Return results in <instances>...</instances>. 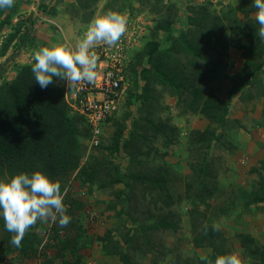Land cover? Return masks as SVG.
<instances>
[{
    "label": "rangeland",
    "instance_id": "374dc122",
    "mask_svg": "<svg viewBox=\"0 0 264 264\" xmlns=\"http://www.w3.org/2000/svg\"><path fill=\"white\" fill-rule=\"evenodd\" d=\"M177 1L180 7L175 9L177 11L169 12L166 17L167 22L171 21L170 31L168 34L165 32L162 37L178 36L180 31H187L185 21L190 12L184 9L186 4H190L189 7L205 4L218 13L220 10L229 11V7L238 9L241 0L175 2ZM140 8L135 0H98L90 21L94 16L109 10L124 15L127 19V30L121 41L129 49V55H133L153 38L152 28L156 24V17L167 15L166 10L161 15H151L146 10L137 13ZM235 12L237 18L244 21L242 12ZM255 12L256 10H252L249 17L255 19ZM83 13L79 11L76 0H15L14 7L0 11V44L9 36H13L12 45H9L5 55L0 57V64L17 52L14 60L6 63L0 81L1 78H13L16 68L32 62L34 51L41 47L57 44L74 47L89 24L82 23ZM93 50L97 53L96 48ZM226 54L230 65L221 66L212 72L207 71V80L200 84L204 95L212 94L228 106L222 122H213L208 126V121L198 112L181 113L176 98L160 85L154 84L151 86V95L156 102L153 101L155 108L151 111L152 118L155 123L163 121L175 127L176 137L173 143L164 146L165 143L163 144L160 138H149V144L142 149L144 151L148 146L152 148L147 155H127L121 149L116 157H111L110 139L117 127L125 126L129 129L132 118L144 117L146 113L145 107L137 108L140 106L138 102H134L130 107L126 106L125 85V90L119 98L118 110L110 120L101 125L98 137L94 139L89 132L87 136L79 138L83 146L80 167L93 161H111L118 164L123 175L137 172L149 177L164 171L170 189L172 188L176 197L179 196L180 201L168 210L159 209V201L152 197L153 194L150 196L147 190L144 193L139 192L140 186L135 184L139 201L134 209L131 201L123 202L120 201L122 196H116L118 191L124 189L122 183L100 188L99 182L96 181L79 187L76 173H71L63 182V190L67 191L66 194L70 193L74 201L79 202L80 207L71 211V214H66L71 217L70 223L83 227L86 239L83 240V237L79 236L72 240L75 242L73 249L77 250V255L80 256L78 264H123L119 258L121 253L129 260L127 264H173L175 259L197 264L201 256H210L208 248H194L191 242V223L201 214H204V222L220 225L223 240L218 244L227 250L225 255L234 253L242 264H256L255 257L249 250L255 246H264V202L254 203L252 199V193L256 192L264 181V129L261 126L264 112V74L234 94L233 78L242 70L245 62L241 52L234 48H227ZM127 57L126 55L125 60H128ZM110 62L108 59L98 60L97 70ZM56 83L64 90L67 88L65 81L56 79ZM151 103L152 101L149 102ZM207 127L212 132L207 135L210 139L209 145L201 143L193 146L189 142L192 132H202ZM124 136H127V132H124ZM92 140L98 143L91 145ZM207 160L212 163L215 171L216 192L210 200V207L204 209L200 204L196 206L198 213H191L193 206L184 197V180L191 174L195 164ZM130 194L132 196L131 192L127 193ZM122 209L124 211L117 215ZM161 217L175 223L176 227H154ZM70 223L66 227H60L58 222L38 221V226L31 227L30 231L38 236L40 243L44 237L47 238L48 244L40 249L42 255L38 252L39 259H21L17 253H7L10 246L6 245L0 230V264H38L43 256L44 259L59 263V251L60 254L63 253L64 260L73 263L72 256L65 253L60 243L74 237L75 229ZM143 236L149 239L150 244L144 245ZM244 236L250 238L246 246L241 244ZM136 244L140 249L136 248Z\"/></svg>",
    "mask_w": 264,
    "mask_h": 264
},
{
    "label": "trees",
    "instance_id": "16d2710c",
    "mask_svg": "<svg viewBox=\"0 0 264 264\" xmlns=\"http://www.w3.org/2000/svg\"><path fill=\"white\" fill-rule=\"evenodd\" d=\"M97 1L76 0L79 11L84 12L82 23L90 22ZM135 1L142 8L138 9L137 13L146 10L148 14L161 15L166 10L167 15L156 17V24L152 28L153 38L146 42L141 50L129 55V49L125 46L119 56L121 62L117 64L121 67L122 82L128 83L125 104L130 107L134 102H138L140 106L137 108L145 107L146 113L144 117H131L132 123L129 129L125 126L117 127L110 139L111 157H116L121 149L127 155H147L152 148L148 146L144 151L142 149L149 144L150 139L160 138L162 143H165L164 146L173 143L176 137L175 127L168 125L167 122L155 123L153 121L151 111L155 108L153 101L156 102V99L151 95L152 85L158 84L174 96L181 113L198 112L205 117L209 126L213 122L223 121L228 106L212 94L204 95L200 84L207 80V71L212 72L221 66L230 65L226 54L227 48L240 51L245 62L242 70L233 78L232 91L234 94L264 74V41L255 35L258 28L256 19L249 17V13L256 10L252 7L253 0H241L238 9L229 7V11L220 10L218 13L205 4L196 7H189L190 4H186L184 9L190 12L185 21L187 31H180L178 36L165 37L162 35L165 32L169 33L171 24V21L167 22L166 17L169 12L179 8L180 3L178 1L176 3V0ZM105 6L108 7V4ZM130 11L132 12L133 9L131 8ZM235 11L242 12L244 21L237 18ZM12 37L9 36L4 43L0 44V57L5 55L9 45H12ZM95 48L99 55L101 47L96 46ZM16 53L5 58L0 64V75L6 69V63L14 60ZM126 55L128 60H125ZM33 63L34 60L17 67L13 78L9 80L1 78L0 81V180L7 181L20 173L31 175L35 171H41L53 181L60 183L63 203L65 206L68 205L67 213L70 214L71 211L80 207L79 202L74 201L71 194H66L67 191L63 190L65 178L73 172L76 173L75 178L80 183L79 187L83 184H93L96 181L99 182L100 188H109L113 184L122 183L125 191L124 189L118 191L116 196H122L120 201H131L134 209L139 201L135 184L140 186L139 192L144 193L147 190L150 196L153 194L152 197L159 201V209L168 210L180 201L179 196L176 197L172 188L170 189L167 174L163 170V173L157 172L148 177L137 172L123 175L119 171L118 164L111 161H93V163L90 162L80 167L83 146L79 138L87 136L89 130L82 116L70 106L72 102L64 98V89L57 85L56 77H53L54 83L46 89H41L35 82L31 71ZM151 101L152 103L149 104ZM111 117L106 118L105 121L110 120ZM261 126L264 129V112ZM124 132H127L126 137ZM208 133H212L208 127L202 132L193 131L189 142L193 146L201 143L208 146L210 143ZM262 165L264 167V160ZM184 181V197L193 206L190 212L198 213L196 206L200 204L204 209L210 207V200L216 192L215 171L212 163L207 160L195 164L191 174ZM130 192L132 196L127 195ZM252 199L254 203L264 202V181L260 184V188L252 193ZM123 211V209L120 210L117 215ZM203 215L201 214L191 223L193 231L191 242L194 248H208L209 258L214 261L216 256L225 255L227 250L218 244L223 240L220 231H212L208 222L207 234L204 233ZM70 224L75 229L74 237L62 240L60 243L65 253L72 256L73 263L64 260L63 253L60 254L59 251L57 254L61 258L59 263L44 259L43 256L38 264L79 263L80 256L77 255V250L73 249L75 242L72 240L79 236L86 240L83 235L85 231L81 225ZM159 226L174 229L176 224L161 217L154 224V227ZM30 229L25 234L21 246L17 248L12 245V233L6 230L4 220L0 217V230L6 245L10 246L7 248V253H17L21 259H39L38 252L40 253L39 244L41 243L38 236ZM139 229L142 228H137ZM142 241L144 245L145 243L150 244L145 236ZM249 241L250 238L244 236L241 244L246 246ZM136 248L140 249V246L137 245ZM249 253L254 255L256 264H264V246H255L249 250ZM119 258L123 264L129 262L123 253ZM179 261L175 259L172 263L191 264L187 260ZM197 264H205V262L198 260Z\"/></svg>",
    "mask_w": 264,
    "mask_h": 264
},
{
    "label": "clouds",
    "instance_id": "9594fccd",
    "mask_svg": "<svg viewBox=\"0 0 264 264\" xmlns=\"http://www.w3.org/2000/svg\"><path fill=\"white\" fill-rule=\"evenodd\" d=\"M14 5L15 0H0V11L9 10ZM252 7L256 9L258 24L255 35L264 41V0H253ZM126 30L127 19L118 12L109 10L94 16L74 47L57 44L34 51L31 71L35 82L41 89H46L56 77L65 81L69 91L74 93L83 82L94 84L98 78L99 57L93 49L99 45L115 47ZM122 83L127 87L126 82ZM66 213L60 183L41 171L31 175L20 173L7 181L0 180V217L6 230L12 233L13 246L19 248L25 234L38 221L58 222L60 227H66L71 222V217ZM208 227L205 222V234ZM211 228L214 232L221 230L218 223H213ZM200 260L206 264H242L234 253L216 256L214 261L207 256H201Z\"/></svg>",
    "mask_w": 264,
    "mask_h": 264
},
{
    "label": "built area",
    "instance_id": "2783aa9c",
    "mask_svg": "<svg viewBox=\"0 0 264 264\" xmlns=\"http://www.w3.org/2000/svg\"><path fill=\"white\" fill-rule=\"evenodd\" d=\"M101 47L99 60H111L109 65L99 68L98 78L94 84L83 82L74 92L68 88L64 90V98L71 101L70 105L79 115L82 116L90 135L95 139L98 137L101 125L106 118L112 116L118 110L119 98L125 87L122 83L121 76V60L119 58L121 51L125 45L120 40L118 44L109 48L107 45H99ZM92 140L91 145L98 142ZM68 207V205L66 206ZM47 238L44 237L40 244V248L45 246Z\"/></svg>",
    "mask_w": 264,
    "mask_h": 264
}]
</instances>
